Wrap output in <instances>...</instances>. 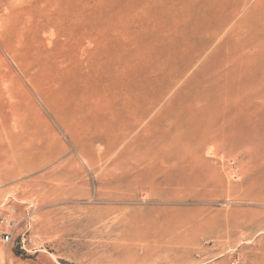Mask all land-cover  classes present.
<instances>
[{"label":"rangeland","instance_id":"374dc122","mask_svg":"<svg viewBox=\"0 0 264 264\" xmlns=\"http://www.w3.org/2000/svg\"><path fill=\"white\" fill-rule=\"evenodd\" d=\"M0 264H264V0H0Z\"/></svg>","mask_w":264,"mask_h":264},{"label":"built area","instance_id":"2783aa9c","mask_svg":"<svg viewBox=\"0 0 264 264\" xmlns=\"http://www.w3.org/2000/svg\"><path fill=\"white\" fill-rule=\"evenodd\" d=\"M9 238H10V235L7 234V235L5 236V239H6V240H9Z\"/></svg>","mask_w":264,"mask_h":264}]
</instances>
